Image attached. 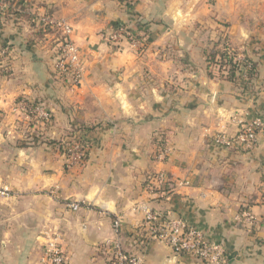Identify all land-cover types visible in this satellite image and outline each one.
<instances>
[{"label": "crops", "instance_id": "crops-1", "mask_svg": "<svg viewBox=\"0 0 264 264\" xmlns=\"http://www.w3.org/2000/svg\"><path fill=\"white\" fill-rule=\"evenodd\" d=\"M11 1L14 13L0 12V191L10 190L0 193V264H44L54 237L67 264H107L112 240L140 264H208L150 235L141 203L221 242L226 264H264V134L252 150L215 141L264 117V0ZM42 13L72 25L81 84L56 71L58 32L38 26ZM119 26L137 44L112 46L105 35ZM223 38L256 63L249 84L210 73ZM23 99L52 122L25 121ZM84 125L95 127L88 160L70 166L51 141ZM161 171L187 184L152 199L148 179Z\"/></svg>", "mask_w": 264, "mask_h": 264}, {"label": "built area", "instance_id": "built-area-1", "mask_svg": "<svg viewBox=\"0 0 264 264\" xmlns=\"http://www.w3.org/2000/svg\"><path fill=\"white\" fill-rule=\"evenodd\" d=\"M125 1L130 2L132 0ZM9 6L10 3L8 0H0V12H5ZM34 19L42 29H57L58 36L61 40L54 47L57 53L55 69L60 75H68L73 84H81L84 69L80 62L78 47L72 39V25L65 20H55L48 13L36 14ZM105 38L112 46H119L123 41H127L130 44H137L138 42L134 34L127 27L121 26L113 28L105 35ZM233 62H237L241 75L247 78V71L251 65L246 60V57L241 55L234 56ZM16 108L28 123L45 125V122L49 124L52 122L51 112L42 104L31 106L29 100L23 99L17 104ZM261 134H264V117L258 116L243 124L235 137L228 138L224 135H218L215 141L244 150H252L256 147ZM80 135V132H76L75 135L69 138L67 163L70 166L81 165L84 160V150L79 143ZM169 153V146L165 143L161 144L157 150L156 158L164 161ZM185 184L187 182L175 181L161 171L149 177L146 189L152 199L159 197L169 199L174 189ZM9 192L10 190L7 188L0 191L2 195H8ZM79 207L80 204L78 202L71 204L73 210H77ZM140 208L144 212V228L149 231L150 235L168 244L175 254L187 255L200 259L208 264H226L228 258L225 246L219 241L207 238L201 228L188 223L182 218H173L164 215L158 210H155L149 203H141ZM243 216L248 225H256L255 217L249 211L243 212ZM114 223L118 226L119 220H116ZM107 244V264L141 263L139 255L130 252L119 240H112L107 242ZM42 261L44 264H67L64 250L56 237L48 241Z\"/></svg>", "mask_w": 264, "mask_h": 264}, {"label": "trees", "instance_id": "trees-1", "mask_svg": "<svg viewBox=\"0 0 264 264\" xmlns=\"http://www.w3.org/2000/svg\"><path fill=\"white\" fill-rule=\"evenodd\" d=\"M10 3L9 8L5 11L6 14H12L14 13V9L15 7L12 4L11 0H8ZM18 5V4H17ZM20 6V5H19ZM23 13V12H22ZM49 29V28H48ZM61 40V38L59 36H57V39L55 41L54 47L57 45V43H59V41ZM223 42L221 44L220 47H217L218 44H216L217 46L214 47V50H212V52L207 56V61H208V66L211 70V74L213 75V73H218L220 74L222 77L231 80L233 82H241V83H250L251 80L253 78H255L256 74H257V66L256 63L254 61H252L250 58L246 57V60L250 62V69L247 71V78L243 77L240 73V69L238 67L237 62H233V57L234 55H231L229 53L228 48L230 47L229 44L225 41V38H223ZM240 63V62H239ZM228 67V68H226ZM226 71V72H225ZM30 102L31 106H35L37 105L36 102ZM45 125H49L48 122H45ZM32 124V123H31ZM95 127L90 125H84L82 127L79 128H75L73 129V131L67 135V137H65V139L60 140V141H51V143L56 144L59 151L64 154L65 156H67L68 154V146L70 143L69 138L73 135L76 134V132H80V146L81 148L84 150V155H83V163L85 164L88 160V156H89V150H90V142L87 140V138H85V134L93 131ZM161 141H164L163 138H161Z\"/></svg>", "mask_w": 264, "mask_h": 264}, {"label": "rangeland", "instance_id": "rangeland-1", "mask_svg": "<svg viewBox=\"0 0 264 264\" xmlns=\"http://www.w3.org/2000/svg\"><path fill=\"white\" fill-rule=\"evenodd\" d=\"M228 49L230 50V47Z\"/></svg>", "mask_w": 264, "mask_h": 264}]
</instances>
